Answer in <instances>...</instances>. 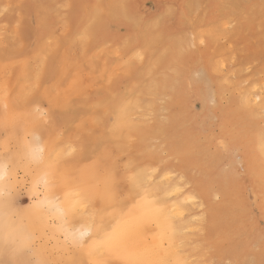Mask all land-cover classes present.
I'll return each mask as SVG.
<instances>
[{
  "label": "bare ground",
  "instance_id": "1",
  "mask_svg": "<svg viewBox=\"0 0 264 264\" xmlns=\"http://www.w3.org/2000/svg\"><path fill=\"white\" fill-rule=\"evenodd\" d=\"M46 1L48 0H26L21 9L23 36L28 42L20 48L9 46L5 42H2L3 46L0 45L1 83L4 86L10 84L17 100L21 98L18 91L23 82H30L27 87L32 85L31 91L34 92L36 86V92L27 108L11 102L10 93L5 88L0 91V100L5 106L3 113H0L4 120L0 122V126L5 125L6 120L9 128L42 129L44 124L32 121L40 117H50L52 124L57 119L63 123L68 119L81 121L82 117L93 113L95 100H99L101 96L96 93L93 99H84L79 97V92L75 99L68 98V92L72 91L69 78L75 73V69L70 68L77 62L76 59L70 61L74 48L81 46L84 54L89 46H98L109 38L116 40L126 37L132 41L128 46L136 44L141 49L148 48L152 51L151 42L154 40V50L161 52L160 61L167 63L169 68L163 81L169 89V104L180 106L186 111L188 120L182 121L185 124L182 126L184 134L178 139L164 138L169 125L163 124L156 136L162 139V145L150 144L153 134L130 119L138 108L132 98L136 92L142 93L144 89H133L134 86L130 85L125 91H114V101L108 110L110 123H107L102 137L93 148L92 164L95 161L94 167L110 169L109 152L113 149L122 151V144L117 139L131 131L137 132L144 143L141 145L142 151L148 154L166 150L169 156L174 157L179 152L195 154L199 148H203L213 157L222 158L225 153L230 152L234 160L232 168L221 172L214 181L222 183L221 189L217 187L223 202L220 205L212 202L210 198L213 193L210 191L200 194L208 204L206 222L208 218L213 220V227L219 232L220 229L222 232L233 229L238 221L237 214L240 211H250L245 196L252 198L251 208L258 217L264 219V159L255 158L256 151L264 158V136L261 135L264 128L260 129L256 120V110H264V96L259 98L257 92L252 94V102L259 99L255 106H251L253 103L250 105L251 100L245 96L246 93L231 97L228 105L219 109L220 139L211 144L212 138L207 136V141L202 146L199 145L196 136L204 130L203 122L213 115V110L202 107L198 114L192 115L189 104L200 93L203 97H214L218 93V81L214 75L216 66L206 51L180 50L176 45L178 31L172 32L171 28L176 29L174 25L181 23L190 29L199 23H214L222 12L229 13L240 0H202L201 9H196L195 6L201 0H162L164 4L160 10V27L157 26L154 31L153 24L150 23L153 10L146 8V0L116 3L109 0H75L62 18L70 25L68 32L71 34L56 39L53 46L46 43L51 38L54 21L50 11L43 6ZM251 1L254 10L258 11L261 2ZM90 4H96L98 9L88 11L87 5ZM12 17L10 15V19ZM125 28L128 29L127 33L124 32ZM76 34L82 38H74ZM159 43L167 47L162 48ZM10 59H16L20 63L11 81L3 74ZM207 61H211V64ZM31 63H35L36 69H28ZM173 68L176 69L175 72ZM195 69L205 71L202 70L200 77L194 79L191 73ZM218 72L219 70L217 74ZM92 73L96 79H104L100 73ZM75 80L78 82L77 78ZM73 87L76 88L77 84ZM45 104L46 108L43 107ZM163 118V122L172 119L171 125L178 120L175 115H165ZM231 120L235 121L234 128L228 130L226 123ZM195 123L199 124V128L192 129ZM249 135L254 139H249ZM224 139L228 140L227 145L223 143ZM244 140L247 141L245 150L242 149ZM37 146L44 149L43 162L39 163L32 158V150ZM61 147L57 141L52 143L42 140L37 145H32L19 139L12 141L10 150L7 141L1 142L0 171L4 173V177L0 180V264H71L73 258L78 260L76 264H83L78 259L80 254L84 255L87 264H110L113 256H118L128 264H188L185 261V240L188 238L182 232L188 225L189 217L193 219L195 214H190L181 205L156 199L168 189L179 191L180 185L169 183L171 187L162 188L155 179L148 183L142 170L130 164L131 179L123 187L117 188L110 179H99L96 210L90 211L87 219L78 220L75 215L78 205L72 210L74 200L71 198L70 182L58 168L63 155ZM86 155L87 152L84 153ZM235 157L238 158L235 160ZM237 164L242 165L241 171L236 168ZM194 166L193 174L197 177L201 174H206L209 178L214 176L206 172L208 166L204 163H196ZM19 171L33 179L35 185L44 183L40 191L35 186V199L27 211L17 210L13 206L14 194L22 182L18 179ZM76 197L79 198L77 193ZM186 197L189 198L187 195ZM46 198L55 200L64 210V215L47 203ZM224 211L226 214L222 216ZM248 224L249 221L241 222L240 226L247 229ZM89 225L91 230L83 237L82 243H79L81 249H77V243H73L69 234L78 236ZM199 248L200 245H196L194 250ZM222 248L213 247V250ZM260 248L261 255L264 256V244Z\"/></svg>",
  "mask_w": 264,
  "mask_h": 264
},
{
  "label": "rangeland",
  "instance_id": "2",
  "mask_svg": "<svg viewBox=\"0 0 264 264\" xmlns=\"http://www.w3.org/2000/svg\"><path fill=\"white\" fill-rule=\"evenodd\" d=\"M25 1L0 0V45L3 46L2 42H5L9 46L20 48L25 42H28L25 41L23 36L21 13ZM109 1L116 3L124 0ZM255 1L261 2L258 11L254 10L251 0H240L237 4H234L229 13L222 12L214 23H199L192 29L186 27L184 23L175 24L176 29L171 27L172 32L178 31L176 33V45L180 47V50L184 48L193 52L206 51L211 56L212 61L214 60L213 63L216 66L214 75L218 81V93L214 97H203L200 93L189 104L192 115L198 114L202 107L203 109L213 110V115L203 122L204 130L196 136L197 142L201 146L207 141V136L212 138L211 144L220 139L219 109L225 108L231 97L242 96L246 93L245 96L251 100L250 105L253 103L251 106H255L258 104L259 99L257 98L258 100L255 99L252 102V96H254L252 94L257 92V97L262 98L264 96V0ZM74 2L75 0H48L44 3L43 6L54 17L52 35L46 41L50 46L56 43V39L65 37L63 35L70 36L71 33L68 31L71 27L62 18L64 17L63 13ZM163 4L162 0H146L145 2L146 8L153 10L152 20L150 21L153 24V31L157 29V26L160 27V10ZM202 4V0L195 3L196 9H201ZM87 6L88 11L98 9L96 4ZM10 15H13L12 19H10ZM124 32L127 33L128 29L125 28ZM74 38L81 39L82 37L80 38L76 34ZM159 39L164 41L160 37ZM131 43L132 41L126 37H120L116 40L109 38L98 46H89L84 54L81 52V46H77L70 55V61L76 59L77 62L70 68L75 69V73L69 78L72 91L68 92L70 95L67 94V96L69 99H75L77 93L81 92L79 94L80 98L93 99L98 93L101 97L99 100H95L91 115L82 117L81 121L80 119H68L66 123L57 119L53 124L50 117L32 119V121L44 124L42 129L9 128L7 126L8 122L5 120V125L0 126V144L7 141L11 150L12 141L15 142L19 139L32 145L35 143L37 145V142L42 140L60 143L63 155L58 163V168L62 170V174L68 177L67 181L70 182L72 192L71 198L87 205V207H81L80 205L76 207L75 215L78 220L87 219L88 213L96 210L99 179H110L117 188L123 187L131 179L130 164L142 170L141 172L145 174L148 183L155 179L158 186L162 188L171 187L169 183L178 184L180 185L179 191L175 192V190L168 189L166 193L157 196L156 199L164 203L181 205L189 210L190 214H195L193 219L189 217L188 225L182 232V235L188 238L185 240L186 263L234 264L238 262L239 264H264V256L261 255L260 248L264 244V219L258 217L251 208L252 198L250 196H245L250 211L246 209L247 212L240 211L237 214L238 221L233 229H229L227 232H222L220 229L219 232L216 227H213V220L209 218L207 222L205 220L208 204L200 194L203 191H210L213 193L210 198L212 202L219 205L223 202L222 195L218 191V187L220 189L223 187L222 183L214 181H216V177L220 176L221 172L229 171L232 168L234 160L230 152L225 153L222 158L213 157L203 148H199L195 154L179 152L174 157L169 156L166 150L160 153L148 154L142 151L141 145L144 143L137 132L131 131L127 135L124 133L125 135L122 138L117 139V142L122 144V151L113 149L109 152L110 169L103 166L94 167L95 161L92 164L93 148L98 139L102 137L107 123H110L108 110L114 101V91H125L130 85L134 86L133 89H144V92H136L132 98L138 108L130 119L153 134L150 144L162 145V139L156 136L158 129L163 124L169 125L168 130H165L164 138L169 140L178 139L184 134L182 126L185 124L183 122L188 120L186 111L180 106L169 104V89L163 83L165 73L169 72L168 64L160 61L161 52L154 50V40L151 42L152 51H149L148 48L141 49L136 44L128 46ZM160 45L162 48L167 47L163 43ZM198 62H201V60L198 59ZM207 63L211 64V61H207ZM19 64L16 59H10L7 62L3 74L9 78V81L14 78L16 70L19 69ZM31 64L28 69H36L35 63ZM202 70L205 71L204 69H195L191 73V77L194 79L199 78ZM88 71H91V73H88ZM92 71L95 74L100 73L104 76V79L101 81L96 79ZM175 71L176 69H174ZM76 78L78 82H76ZM227 80L229 85L226 82ZM1 82L0 75V91L5 88L7 93H10L11 102H17L25 108L29 106L31 98L36 92V86L34 92L31 91L32 85L30 88L27 87L31 84L30 82H23L18 91L21 98L17 100L10 84L4 86ZM74 84H77L76 88L73 87ZM46 106V104L43 105L44 108ZM4 110L5 106L0 100V113H3ZM165 115H175L178 118L176 124L171 125L172 119L163 122V116ZM256 120L260 129L261 127L264 128V110H256ZM3 121L0 116V122ZM234 122V120H231L226 123V128L228 130L234 128ZM194 128H199V124L195 123L192 129ZM261 135L264 136V129ZM248 137L251 140L254 139L251 135ZM227 142L228 140L224 139L223 143L225 145H227ZM245 142L247 141H242V149L244 150L247 148ZM212 147L213 145H211ZM85 152H87L86 156H84ZM255 158L264 159L258 151L255 152ZM196 163L207 165L206 172L214 176L209 178L206 174H201L198 177L194 175L193 169L196 167L194 166ZM236 168L241 171L242 165L237 164ZM43 171L41 170V172ZM18 179L22 182L16 194H14L13 206L17 210L27 211L35 199V186L40 191L44 183L35 185L33 179L29 178L28 175H23L20 171ZM217 191L218 193H216ZM76 193L79 195L78 199ZM156 194L158 193L156 192ZM225 214L226 211L222 213V216H225ZM202 220L205 221L202 222ZM248 221L249 228L244 229L240 226L241 222L247 223ZM196 245H200L198 250H194ZM75 246L77 249H81L79 243ZM219 246L223 248L218 251L213 250V247ZM112 258L110 264H128L118 256ZM78 259L81 263L87 264L83 254H80ZM76 262L78 260L73 258L71 264H76Z\"/></svg>",
  "mask_w": 264,
  "mask_h": 264
},
{
  "label": "snow or ice",
  "instance_id": "3",
  "mask_svg": "<svg viewBox=\"0 0 264 264\" xmlns=\"http://www.w3.org/2000/svg\"><path fill=\"white\" fill-rule=\"evenodd\" d=\"M43 152L44 149L42 146H37L32 150V158L34 161L36 162H43ZM4 177V173L2 171H0V180H2ZM47 180H45V185H47ZM58 199V197L56 198ZM46 202L49 203L50 205H53L56 207V210L63 216L64 215V210L62 208L59 207L58 204L55 203V200H47L46 198ZM77 205H80L81 207H87L86 204L82 203L81 201H74L72 204V210L75 209V207ZM91 230V225H89V227L85 228L83 231H80L78 236L69 234L72 238L73 243H82L83 241V237L88 235L89 232Z\"/></svg>",
  "mask_w": 264,
  "mask_h": 264
}]
</instances>
